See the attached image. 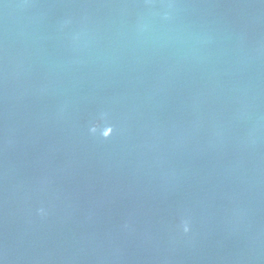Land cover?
Returning a JSON list of instances; mask_svg holds the SVG:
<instances>
[{
  "label": "water",
  "instance_id": "95a60500",
  "mask_svg": "<svg viewBox=\"0 0 264 264\" xmlns=\"http://www.w3.org/2000/svg\"><path fill=\"white\" fill-rule=\"evenodd\" d=\"M0 264H264V0H0Z\"/></svg>",
  "mask_w": 264,
  "mask_h": 264
},
{
  "label": "clouds",
  "instance_id": "9594fccd",
  "mask_svg": "<svg viewBox=\"0 0 264 264\" xmlns=\"http://www.w3.org/2000/svg\"><path fill=\"white\" fill-rule=\"evenodd\" d=\"M185 231H187V229Z\"/></svg>",
  "mask_w": 264,
  "mask_h": 264
}]
</instances>
